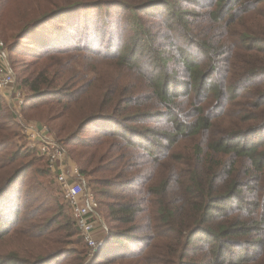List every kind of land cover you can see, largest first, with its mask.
Wrapping results in <instances>:
<instances>
[{
	"label": "trees",
	"instance_id": "obj_1",
	"mask_svg": "<svg viewBox=\"0 0 264 264\" xmlns=\"http://www.w3.org/2000/svg\"><path fill=\"white\" fill-rule=\"evenodd\" d=\"M18 1L0 36L30 93L20 115L0 95V264H264V0H21L6 35ZM23 114L94 193L92 258Z\"/></svg>",
	"mask_w": 264,
	"mask_h": 264
},
{
	"label": "built area",
	"instance_id": "obj_2",
	"mask_svg": "<svg viewBox=\"0 0 264 264\" xmlns=\"http://www.w3.org/2000/svg\"><path fill=\"white\" fill-rule=\"evenodd\" d=\"M0 93L14 95L19 103L25 101L24 93L15 85L6 44L0 40ZM28 140L37 146L45 156L48 167L56 176L64 199L71 207L77 228L88 247V258L99 252L101 243L94 234L95 209L97 202L92 192H84L85 181L80 177L78 167L66 155L65 150L49 135L42 125H23ZM35 141L39 142L38 144ZM106 230V228L104 227ZM104 244V240L102 241Z\"/></svg>",
	"mask_w": 264,
	"mask_h": 264
},
{
	"label": "rangeland",
	"instance_id": "obj_3",
	"mask_svg": "<svg viewBox=\"0 0 264 264\" xmlns=\"http://www.w3.org/2000/svg\"><path fill=\"white\" fill-rule=\"evenodd\" d=\"M21 3H22V1L20 0V1L16 2L15 4L11 5L10 6L11 9L9 10V12L7 14H5V16H4L3 20H2L1 25H2L3 31H4V33L6 35L13 34L16 29L18 30V35H20V33H21V26H20L21 23H19V21L17 20V18H18L17 16L18 15H21L22 12H24L25 10H27L26 8H24V6ZM27 7L28 8H32L31 5H27ZM14 19L16 20L15 22H14ZM0 40H2L6 44V46H8V47L11 45V43H13V40L11 41V38L10 39H5V38H2L0 36ZM17 53H19V52H17ZM17 57H18V60L17 61H19L20 64L23 63V62L25 63L24 60H21L22 57L20 56V54ZM9 61H10L11 69L13 70V73H14L15 85H16L17 88H20V90L24 93L25 101H23V103L20 104L19 101L15 99L14 95H11V96L8 95V96H6V95H3L2 93H0V95L5 100V103H6V106L8 107V109H10L11 111H13L14 113L17 112L16 114L17 115H20L21 114V112H20L21 111V108L23 107V104H25V102H27L26 99H27L28 94L30 92H28L27 89L22 88L17 83V81H16L17 73H16V71L14 70V68L12 66L10 57H9ZM102 69H103V66H102ZM26 72H28V71H26ZM20 122H21L20 123V127L18 129L16 128V132H19V135H22L23 136L22 138L20 137V140H19L20 141V144L23 145L22 148H24V149L27 148L30 151V153H31V156L30 157L37 159L36 165L43 164L45 166L44 160L40 156H38L37 153H36V150H38V152H39L38 147L37 146H33L31 144L32 142L30 140H28V136L26 135L25 130L23 129V125L27 126V125H39L40 124L42 126H45L49 130V135L57 142V139L54 137L53 133L49 129V127H51V125L48 124L47 122L43 121V120H42V122L41 121H38L36 115H34V116H29V115L26 116L25 114H23V119H21ZM35 143L38 144L39 142L35 141ZM59 146H60V144H59ZM34 150H35V153H32L31 151H34ZM43 157L45 158V156H43ZM49 171H50V169H49ZM41 178H43L45 181H47V182L50 183V185H51L50 188H51L52 193H54L55 195H57V197L59 198V202L60 203H62L63 205H66L67 206L68 202L64 199V197L62 195V192H61L60 186H59V184L57 182V179H56L55 174L50 171V172H48L47 175L42 176ZM85 181H87V180H85ZM86 185H88V182L86 183ZM90 188L88 186L87 187H84V192H86V193L87 192H92V189H90ZM69 213L70 212L68 210V214ZM93 218H96L94 220V234H95V237L97 239H99V242L101 243V245L99 247V251H102V249L104 248V244H105V242L103 244L102 241L104 240L103 238H104V236L107 233L108 227H107V224L104 222V220L102 219V217H101V215L99 213V207H98V205H97V207L95 209V214H94ZM104 227L106 228V230L104 229ZM81 242H82L83 245H85V243L82 240H81ZM86 246H84V247L86 248ZM86 249L88 250V247Z\"/></svg>",
	"mask_w": 264,
	"mask_h": 264
},
{
	"label": "crops",
	"instance_id": "obj_4",
	"mask_svg": "<svg viewBox=\"0 0 264 264\" xmlns=\"http://www.w3.org/2000/svg\"><path fill=\"white\" fill-rule=\"evenodd\" d=\"M68 156V155H67ZM69 157V156H68ZM70 158V157H69ZM71 159V158H70ZM71 161H72V159H71ZM73 162V161H72ZM74 163V162H73ZM75 164V163H74ZM76 165V164H75Z\"/></svg>",
	"mask_w": 264,
	"mask_h": 264
}]
</instances>
